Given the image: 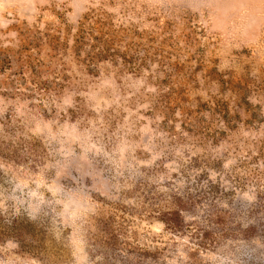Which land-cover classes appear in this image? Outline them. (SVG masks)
<instances>
[{
  "label": "rangeland",
  "instance_id": "374dc122",
  "mask_svg": "<svg viewBox=\"0 0 264 264\" xmlns=\"http://www.w3.org/2000/svg\"><path fill=\"white\" fill-rule=\"evenodd\" d=\"M0 264H264V0H0Z\"/></svg>",
  "mask_w": 264,
  "mask_h": 264
}]
</instances>
